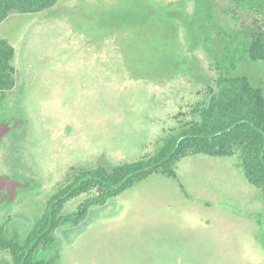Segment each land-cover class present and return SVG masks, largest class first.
Instances as JSON below:
<instances>
[{"label":"rangeland","instance_id":"rangeland-1","mask_svg":"<svg viewBox=\"0 0 264 264\" xmlns=\"http://www.w3.org/2000/svg\"><path fill=\"white\" fill-rule=\"evenodd\" d=\"M237 1L57 0L0 22L16 50L15 86L4 100L0 92V120L27 119L0 143V169L31 166L40 178L0 206L9 234L23 239L76 169L152 154L167 132L194 118L219 75L207 57L212 48L197 36L216 38L219 55L234 53L224 46L231 33L244 36L259 18ZM244 56L225 70L264 86V64ZM199 64L205 82L189 74L161 82ZM177 172V180L153 174L92 206L79 225L59 227L55 264H264V199L239 154L188 155ZM0 264H12L1 249Z\"/></svg>","mask_w":264,"mask_h":264},{"label":"trees","instance_id":"trees-1","mask_svg":"<svg viewBox=\"0 0 264 264\" xmlns=\"http://www.w3.org/2000/svg\"><path fill=\"white\" fill-rule=\"evenodd\" d=\"M56 1L0 0V22L13 11L34 13ZM237 3L248 7L259 18L254 20L250 30L242 33L244 36L231 33L232 37L224 46L226 50L232 47L234 53L219 55L214 47L216 38L212 40V36L206 34L197 36L207 49L212 48L207 57L219 67V75L213 84H208L215 87L208 100L192 108L194 118L167 132L152 154L117 164L76 169L51 197L44 213L23 239L16 233L9 234L8 229L0 224V249L10 253L12 264H55L59 259L55 235L59 227L79 225L87 218L92 206L104 205L153 174L177 180V164L188 155L204 153L224 157L239 154L246 179L260 189L264 199V86L253 83L249 74L225 70V67L236 70L234 63L240 52L248 61L264 64V0H238ZM15 52L10 41L0 35L2 100L15 86ZM204 71L199 64L196 69L187 68L162 78L161 82L179 74L204 79L207 76ZM80 197L86 198L75 210L65 212L66 205Z\"/></svg>","mask_w":264,"mask_h":264},{"label":"water","instance_id":"water-1","mask_svg":"<svg viewBox=\"0 0 264 264\" xmlns=\"http://www.w3.org/2000/svg\"><path fill=\"white\" fill-rule=\"evenodd\" d=\"M25 123V118H16L9 117L0 122V139L9 131L14 128L22 127ZM35 180V179H34ZM27 186L30 185V182L26 183ZM20 180L11 178L8 175H0V203L3 201L12 202L16 198L17 189L23 185Z\"/></svg>","mask_w":264,"mask_h":264},{"label":"flooded vegetation","instance_id":"flooded-vegetation-1","mask_svg":"<svg viewBox=\"0 0 264 264\" xmlns=\"http://www.w3.org/2000/svg\"><path fill=\"white\" fill-rule=\"evenodd\" d=\"M8 118H5V119H8ZM16 118H18V119L25 118V123H24V125L22 127L14 128L12 130H17L18 132L23 131L24 130V126L27 125L26 117L24 115H20V116H16ZM2 120H4V119H2ZM2 120H0V122ZM12 130L7 132L0 139V143L2 142V140H3V138L5 136H7L8 134L12 133ZM31 168H32L31 166H28L27 168H25V167H23V168H20V167H13V168L4 167V168L0 169V175H8L11 178H14L16 180H20V182L23 183V184L28 183V181L30 182L29 186H27V184H26V186L23 185L22 187L17 189V193H16V198L15 199H17V197L19 195L34 189L35 187H37L40 184V178H39L38 174L34 171L33 168L32 169ZM14 201H12L11 203H13ZM7 203H9V202L3 201V202L0 203V206H2L4 204H7ZM11 203H9V204H11Z\"/></svg>","mask_w":264,"mask_h":264}]
</instances>
